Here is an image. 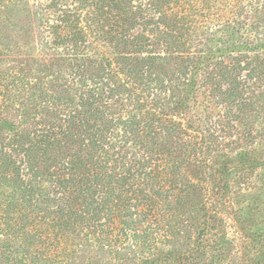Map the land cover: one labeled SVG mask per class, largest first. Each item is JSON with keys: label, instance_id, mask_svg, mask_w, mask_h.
I'll list each match as a JSON object with an SVG mask.
<instances>
[{"label": "trees", "instance_id": "obj_1", "mask_svg": "<svg viewBox=\"0 0 264 264\" xmlns=\"http://www.w3.org/2000/svg\"><path fill=\"white\" fill-rule=\"evenodd\" d=\"M73 4L7 2L0 21V62L14 69L0 65V106L21 98L26 119L28 100L56 110L33 131L1 115L0 264H142L158 253L164 263L237 264L232 240L263 250L264 225L234 238L216 214L230 186L249 187L246 175L229 186L210 172V186L186 169L219 149L264 155L253 146L264 125L252 130L264 117V0ZM201 88L221 116L197 111ZM234 105L253 115L235 137L223 119ZM254 199L238 210L261 209Z\"/></svg>", "mask_w": 264, "mask_h": 264}, {"label": "rangeland", "instance_id": "obj_2", "mask_svg": "<svg viewBox=\"0 0 264 264\" xmlns=\"http://www.w3.org/2000/svg\"><path fill=\"white\" fill-rule=\"evenodd\" d=\"M23 0H0V21L4 20V17L7 13V9L9 6H6L7 2L9 3H20ZM32 1V0H30ZM43 3H48L50 0H41ZM56 2V0H53ZM75 0H61L62 4H69L70 6L74 5ZM5 3V5L3 4ZM3 4V5H2ZM54 7V8H53ZM50 7L51 10H55L56 6ZM9 37L4 36L2 37V42L4 44L10 43L13 41V37H11L12 41H9ZM1 48V47H0ZM13 61H1L0 65L1 68L4 70H1L3 73L5 71H13L10 67ZM10 67V68H9ZM6 75V74H4ZM39 85H43L42 81H38ZM44 84L48 85V87H53L54 85L48 84V82H44ZM261 88V87H260ZM14 91V89H13ZM207 89H200L198 90V99L200 102L203 100L202 103L194 106H198L197 111L198 112H209L213 118H216L218 116H221L223 112V108L221 107V104H218L217 101L214 99L207 100V97L205 94L207 93ZM260 92V91H259ZM259 92H256L258 94ZM168 94V93H167ZM260 99L264 98V95L259 94ZM1 96V95H0ZM21 98L18 97H12L8 100H5L0 107L9 105L2 114H0V123H2V117H7L8 120H14L15 124H22V126L25 128L26 131L32 130L33 128L37 127L39 128L40 126H43L44 124V119L46 118H55V112L56 110L53 108H47L46 106L43 105H36L33 106V103L31 100H28L27 103L28 105L26 107H31L30 108V113L29 117L26 119L20 115V109L18 110L17 107H23L24 103H20ZM37 102V101H36ZM8 103V104H7ZM126 105H124L125 107ZM136 107H138V103L136 102H131L130 105L127 106V110H134ZM230 118L231 124L233 123V137L236 136L237 132H235V126L236 128H242L247 127L249 128L251 118L253 115L251 114L249 117L246 115H243L242 112L238 111V108L234 105L229 113L226 115L225 118L227 119ZM21 121V122H19ZM264 125V117H258L255 121L254 124L252 125V130L253 132L258 128ZM15 129V126H13ZM33 131V130H32ZM7 138V137H6ZM253 146L259 149H262L264 152V139L261 136H256L255 141L253 143ZM241 147H236L234 150L231 152L227 151V149H222V150H215L211 154H206L203 156L202 153H200L201 158L203 160L207 159V162L209 164L205 166H192L188 167L187 173L190 177L195 182H199L200 184H206L210 185V182L212 181L208 180L209 178V173L212 172L215 178V182L222 184V183H228L230 184L233 182L234 178H237L240 172L246 175V181L249 182V187L247 189L245 188V184H241L242 187L238 189L237 186L231 187L230 186V196H228L225 200L226 205L224 208L220 209L218 213H216L219 217L223 219L224 223V228L225 232H227L228 236L230 237H237V236H243V239H247L246 236H244V230L252 232L256 227H261L264 225L263 220L264 219V179L260 180L261 174L264 173V155L261 158H253V156L249 159H246L247 157L241 155L239 152L241 151ZM247 147V146H246ZM250 147V146H248ZM139 152H142V148L137 149ZM233 161V162H232ZM231 162V163H230ZM198 167V168H197ZM227 167V168H225ZM156 170H161L160 166L155 167ZM7 175V174H6ZM1 178V176H0ZM212 179V177H211ZM243 182V181H240ZM252 183H256L257 186H252ZM248 184V183H247ZM261 192V193H260ZM260 193V195L258 194ZM245 194V195H244ZM247 194H252L251 196H248ZM257 197V201L261 202L259 206L261 209L258 210L257 207L253 208H244L241 210V207H244L247 202H249V198L252 200ZM213 197L207 200L206 206H211V200ZM222 198V202H223ZM244 201V202H243ZM152 218V217H150ZM149 219V218H148ZM147 219V220H148ZM144 221V225L145 222ZM215 223V222H214ZM257 231V230H256ZM197 234V231L194 229L191 231V237L194 238ZM237 234V235H236ZM264 234V233H263ZM236 235V236H235ZM264 237V235H263ZM261 242H264L263 239H259ZM235 244V250L238 251L239 255V261L237 264H264V249H261V246L259 243L255 245V249H252L250 251H247L243 247H237L238 242L234 239L232 240ZM157 246L159 249L166 251V249L169 247L167 244H164L163 242H158ZM251 245L249 246V248ZM163 253H158L155 254L154 260L152 262H146L142 264H176L173 262L171 259H168L170 262H161L160 258ZM165 254V253H164ZM226 264V263H223Z\"/></svg>", "mask_w": 264, "mask_h": 264}]
</instances>
